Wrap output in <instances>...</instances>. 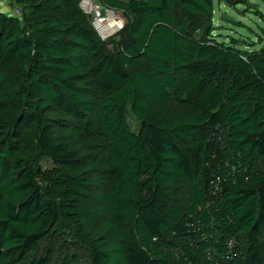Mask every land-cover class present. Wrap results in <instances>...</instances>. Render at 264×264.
Returning <instances> with one entry per match:
<instances>
[{"label":"trees","instance_id":"1","mask_svg":"<svg viewBox=\"0 0 264 264\" xmlns=\"http://www.w3.org/2000/svg\"><path fill=\"white\" fill-rule=\"evenodd\" d=\"M10 2L0 264H264V47L216 39L214 0H101L127 20L117 54L81 0ZM70 138L103 144L104 176Z\"/></svg>","mask_w":264,"mask_h":264},{"label":"rangeland","instance_id":"2","mask_svg":"<svg viewBox=\"0 0 264 264\" xmlns=\"http://www.w3.org/2000/svg\"><path fill=\"white\" fill-rule=\"evenodd\" d=\"M215 7V38L222 42H228L231 38L236 39L243 45L240 47L246 51H257L264 47V2L258 0H250L248 5L236 7H227L225 4L214 0ZM4 12V11H3ZM6 13V12H4ZM228 14L227 18L225 14ZM175 19L177 23H188L200 25L201 20L188 15L183 9L177 7L175 11ZM112 42L108 50L117 54L128 44L129 38L119 37ZM245 45V46H244ZM132 128L139 133L140 123L134 118L130 119ZM73 149H75L84 160L79 173H84L93 181L100 175L104 176L106 169V149L102 143L92 141L85 138L69 139ZM42 167L45 170L53 168L51 162L47 159L42 160Z\"/></svg>","mask_w":264,"mask_h":264},{"label":"built area","instance_id":"3","mask_svg":"<svg viewBox=\"0 0 264 264\" xmlns=\"http://www.w3.org/2000/svg\"><path fill=\"white\" fill-rule=\"evenodd\" d=\"M129 3L134 0H120ZM1 10L7 14L19 17L21 12L16 8H10V0H0ZM80 8L91 21V24L102 41L108 42L117 36L126 26L127 20L123 12L112 9L101 3V0H81ZM113 23V25H111ZM229 247L232 249L236 245L235 239H230Z\"/></svg>","mask_w":264,"mask_h":264},{"label":"water","instance_id":"4","mask_svg":"<svg viewBox=\"0 0 264 264\" xmlns=\"http://www.w3.org/2000/svg\"><path fill=\"white\" fill-rule=\"evenodd\" d=\"M227 16H228V14L226 13V14H225V17L227 18Z\"/></svg>","mask_w":264,"mask_h":264},{"label":"bare ground","instance_id":"5","mask_svg":"<svg viewBox=\"0 0 264 264\" xmlns=\"http://www.w3.org/2000/svg\"><path fill=\"white\" fill-rule=\"evenodd\" d=\"M111 25H113V23Z\"/></svg>","mask_w":264,"mask_h":264}]
</instances>
